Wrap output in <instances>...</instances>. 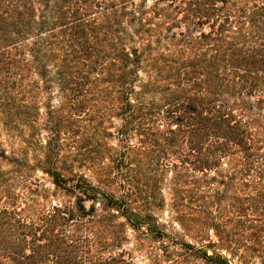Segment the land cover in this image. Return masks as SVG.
<instances>
[{"label": "trees", "instance_id": "1", "mask_svg": "<svg viewBox=\"0 0 264 264\" xmlns=\"http://www.w3.org/2000/svg\"><path fill=\"white\" fill-rule=\"evenodd\" d=\"M0 264H264V0H0Z\"/></svg>", "mask_w": 264, "mask_h": 264}, {"label": "rangeland", "instance_id": "2", "mask_svg": "<svg viewBox=\"0 0 264 264\" xmlns=\"http://www.w3.org/2000/svg\"><path fill=\"white\" fill-rule=\"evenodd\" d=\"M38 175H41L40 173H38ZM176 229H177V227H176Z\"/></svg>", "mask_w": 264, "mask_h": 264}]
</instances>
